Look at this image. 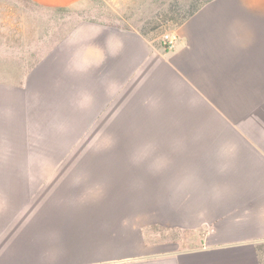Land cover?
<instances>
[{
  "label": "crops",
  "instance_id": "1",
  "mask_svg": "<svg viewBox=\"0 0 264 264\" xmlns=\"http://www.w3.org/2000/svg\"><path fill=\"white\" fill-rule=\"evenodd\" d=\"M175 31L167 50L83 21L22 84L0 78V264H260L264 0Z\"/></svg>",
  "mask_w": 264,
  "mask_h": 264
},
{
  "label": "rangeland",
  "instance_id": "2",
  "mask_svg": "<svg viewBox=\"0 0 264 264\" xmlns=\"http://www.w3.org/2000/svg\"><path fill=\"white\" fill-rule=\"evenodd\" d=\"M201 0H86L59 10L27 0H0V78L22 84L29 71L83 21L133 27L146 35L175 30ZM196 245L191 233H170Z\"/></svg>",
  "mask_w": 264,
  "mask_h": 264
},
{
  "label": "trees",
  "instance_id": "3",
  "mask_svg": "<svg viewBox=\"0 0 264 264\" xmlns=\"http://www.w3.org/2000/svg\"><path fill=\"white\" fill-rule=\"evenodd\" d=\"M212 1V0H201L196 6H194L190 12L181 20L179 23L182 24L185 20L189 17L193 16L205 3ZM257 256L259 258V263L264 264V243L260 244L256 248Z\"/></svg>",
  "mask_w": 264,
  "mask_h": 264
},
{
  "label": "built area",
  "instance_id": "4",
  "mask_svg": "<svg viewBox=\"0 0 264 264\" xmlns=\"http://www.w3.org/2000/svg\"><path fill=\"white\" fill-rule=\"evenodd\" d=\"M178 40H179V35H178L177 31H175V30L165 32L161 36V43H162L163 47L167 50L174 49Z\"/></svg>",
  "mask_w": 264,
  "mask_h": 264
}]
</instances>
